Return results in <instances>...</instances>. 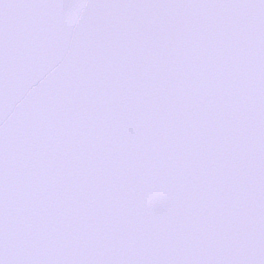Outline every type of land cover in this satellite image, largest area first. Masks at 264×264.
Here are the masks:
<instances>
[{
	"label": "snow or ice",
	"instance_id": "obj_1",
	"mask_svg": "<svg viewBox=\"0 0 264 264\" xmlns=\"http://www.w3.org/2000/svg\"><path fill=\"white\" fill-rule=\"evenodd\" d=\"M0 264H264V0H0Z\"/></svg>",
	"mask_w": 264,
	"mask_h": 264
}]
</instances>
